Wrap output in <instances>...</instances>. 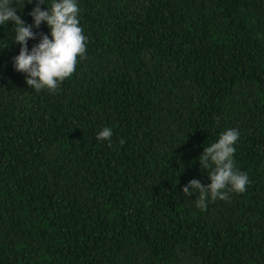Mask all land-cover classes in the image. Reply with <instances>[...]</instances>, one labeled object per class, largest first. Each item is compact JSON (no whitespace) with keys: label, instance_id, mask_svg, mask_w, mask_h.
Segmentation results:
<instances>
[{"label":"trees","instance_id":"obj_1","mask_svg":"<svg viewBox=\"0 0 264 264\" xmlns=\"http://www.w3.org/2000/svg\"><path fill=\"white\" fill-rule=\"evenodd\" d=\"M0 264H264V0H0Z\"/></svg>","mask_w":264,"mask_h":264}]
</instances>
